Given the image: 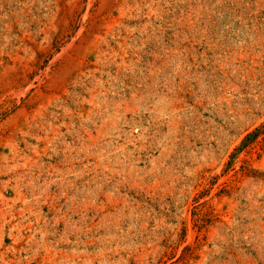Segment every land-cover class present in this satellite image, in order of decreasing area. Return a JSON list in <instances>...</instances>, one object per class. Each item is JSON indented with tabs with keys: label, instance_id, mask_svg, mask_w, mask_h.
Listing matches in <instances>:
<instances>
[{
	"label": "rangeland",
	"instance_id": "374dc122",
	"mask_svg": "<svg viewBox=\"0 0 264 264\" xmlns=\"http://www.w3.org/2000/svg\"><path fill=\"white\" fill-rule=\"evenodd\" d=\"M0 264H264V0H0Z\"/></svg>",
	"mask_w": 264,
	"mask_h": 264
}]
</instances>
